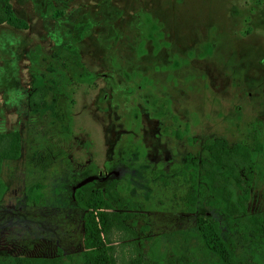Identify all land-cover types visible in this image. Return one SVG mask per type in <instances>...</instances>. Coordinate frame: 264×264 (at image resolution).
<instances>
[{
  "label": "rangeland",
  "instance_id": "374dc122",
  "mask_svg": "<svg viewBox=\"0 0 264 264\" xmlns=\"http://www.w3.org/2000/svg\"><path fill=\"white\" fill-rule=\"evenodd\" d=\"M9 3L25 25L0 24V133L17 131L21 153L0 173V257L59 248L63 264H82L71 192L101 174L95 188L116 179L142 205L134 227L148 225L140 236L150 262L178 255L213 264L197 226L219 220L239 259L264 264V241L202 206L189 214L181 200L186 155L204 156L205 142L224 139L255 152L250 186L234 198L245 196L247 215L264 212V0ZM34 75L56 83L41 108L28 103ZM34 183L42 204L27 197Z\"/></svg>",
  "mask_w": 264,
  "mask_h": 264
},
{
  "label": "trees",
  "instance_id": "16d2710c",
  "mask_svg": "<svg viewBox=\"0 0 264 264\" xmlns=\"http://www.w3.org/2000/svg\"><path fill=\"white\" fill-rule=\"evenodd\" d=\"M0 24L25 25L12 11L9 0L0 3ZM49 88L56 91V83L45 81L40 75L32 76L29 106L44 107V98ZM202 150L204 156L188 154L183 163L188 179L187 188L181 197L185 212L194 214L202 206L212 214L225 218L229 230L237 228L254 241H264V212L247 215L245 196L237 194L234 198V190L245 191L250 186L255 152L242 143L229 144L224 139L205 142ZM20 153L19 133H0V173L3 163L17 160ZM93 184L90 182L81 186L71 196V202L79 211L82 229L81 263L154 264L141 252V236L148 230L147 223L144 222L139 229L134 227L135 219L142 214V205L122 196L117 190L116 179L102 189L95 188ZM42 190V184H32L26 189L28 199L35 204H42ZM5 191L6 186L0 178V201ZM222 232L219 220L199 221L197 226L202 248L215 256L213 264H260L253 260L239 259L234 240L224 237ZM114 233L118 234L117 241L113 240ZM63 261L64 255L59 248L51 257L35 256L24 261L16 257H0V264H63ZM186 263L187 259L178 255H170L166 262Z\"/></svg>",
  "mask_w": 264,
  "mask_h": 264
},
{
  "label": "water",
  "instance_id": "95a60500",
  "mask_svg": "<svg viewBox=\"0 0 264 264\" xmlns=\"http://www.w3.org/2000/svg\"><path fill=\"white\" fill-rule=\"evenodd\" d=\"M107 177V175H101V174H98V175H92V176H89V177H86L84 178L83 180H81L80 182H78L73 188H72V192H71V195L73 197L74 195V192L76 189L80 188L81 186L87 184V183H90V182H93V181H103L105 178Z\"/></svg>",
  "mask_w": 264,
  "mask_h": 264
},
{
  "label": "flooded vegetation",
  "instance_id": "af4514ba",
  "mask_svg": "<svg viewBox=\"0 0 264 264\" xmlns=\"http://www.w3.org/2000/svg\"><path fill=\"white\" fill-rule=\"evenodd\" d=\"M40 76H41V75H40ZM43 79H44V78H43ZM45 81H47V80H45ZM29 93H30V92H29ZM106 178H107V177H106ZM106 178H105V179H106ZM105 179H104V180H105ZM109 182H110V181H109ZM92 183H97V182L93 181Z\"/></svg>",
  "mask_w": 264,
  "mask_h": 264
}]
</instances>
